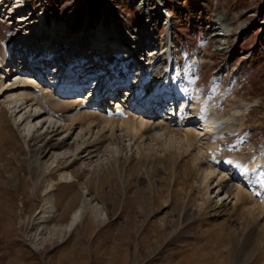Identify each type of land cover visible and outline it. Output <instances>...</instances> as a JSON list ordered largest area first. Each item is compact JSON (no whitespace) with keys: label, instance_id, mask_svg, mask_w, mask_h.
Here are the masks:
<instances>
[{"label":"rangeland","instance_id":"374dc122","mask_svg":"<svg viewBox=\"0 0 264 264\" xmlns=\"http://www.w3.org/2000/svg\"><path fill=\"white\" fill-rule=\"evenodd\" d=\"M29 1L25 10L29 18L45 13V33L53 22L64 24L66 39L73 42L74 35L82 33L84 44L97 28L112 25L123 38L147 35L154 27L161 40L166 22L156 7L164 6L175 28L177 79L192 91H201L204 98L219 84L222 95L214 106L223 115L251 104V113L229 137L227 148L250 160L264 150V0H24V4ZM13 3L0 0V62L21 35V21L8 20L1 12V7ZM218 21L230 23L231 30L216 25ZM87 23L90 27L83 31ZM196 51L203 61L199 68L192 65ZM118 136L92 142L93 171L76 161L52 172L54 180H60V173H71L75 183L57 187L58 213L50 227L70 222L87 195V183L88 196L106 210L108 220L87 210L63 239L39 248L33 237L34 217L49 177L38 166L32 170L35 158L30 153L42 148V160L59 142L50 136L45 149L39 140L28 146L10 110L0 103V264H264V213H250V202L235 204L224 195L216 198L214 193L208 200L189 154L162 146L146 148L140 140L135 142H141L139 147L129 149Z\"/></svg>","mask_w":264,"mask_h":264},{"label":"bare ground","instance_id":"6f19581e","mask_svg":"<svg viewBox=\"0 0 264 264\" xmlns=\"http://www.w3.org/2000/svg\"><path fill=\"white\" fill-rule=\"evenodd\" d=\"M13 1L12 7H1V11L5 10L8 17L13 16V20L21 21L18 24L21 35L4 61L0 62V103L10 110L28 146L39 140L45 149V146H49L50 136L59 142V146L49 150L50 153L42 160V148L30 153L35 158L32 160V170L38 166L49 177L44 184L42 207L34 217L36 232L33 237L39 248L63 239L64 234L75 227L87 210L97 219L107 220L105 209L96 203V199L88 196L91 183H87L84 185L87 195L74 213L72 222L66 227H50L49 223L58 213L57 187L75 183L71 173H60V180H54L52 172L60 169L63 163L70 166L76 161H82L81 167L85 170L93 171L92 163H89L96 152L91 147L92 142L104 136L117 137L118 133L123 146L129 149L140 140L146 148L155 150L156 146H162L165 150L169 148L179 154H189L199 170L201 186L206 190L208 200L214 193L216 198L224 195L228 200H234L235 204L250 202V213L257 211L260 216L264 213V150L250 160L237 154L236 150L227 148L229 137L243 127L252 106L244 103L236 111L223 115L214 106L222 95L219 84H215L210 95L204 98L201 91H192L181 82V78L173 76L177 53L170 12L171 18L165 31L160 34L157 48L153 45L157 36L155 33L144 36L130 34L123 38L115 25L97 30L89 42L90 48L102 55L95 63H103L111 68L98 81L99 78L95 79L97 67L81 70L79 64L72 61L58 65L53 72L49 62L44 63V60L50 55L54 57L55 53L57 56L60 52L73 53L83 42L82 33L73 34L72 42L66 39L68 27L64 24L58 26L54 22L49 33H45L47 25L43 10L39 18L33 20L23 8L24 0ZM220 24L218 21L216 25ZM222 24L227 32L231 30L230 23ZM87 25L88 30L90 24ZM28 32L32 34L27 36ZM45 39L50 45L48 50L44 48L40 53L31 49L35 44L45 43ZM85 49L81 47L80 51ZM200 57L197 51L191 54L194 64L191 63L197 68L203 65ZM41 61H44V65H39ZM60 62L59 57L57 63ZM163 63V72L157 77L156 72ZM26 64L32 65L35 70L27 68L22 72ZM81 71L83 77H77ZM165 71L166 77L171 76L170 81L163 76ZM87 85L92 91L85 98L79 91ZM118 87L122 88L114 89ZM100 163L102 167L106 166L104 161ZM102 167L99 165L98 168ZM41 235L45 236L39 238Z\"/></svg>","mask_w":264,"mask_h":264},{"label":"crops","instance_id":"0c3cea01","mask_svg":"<svg viewBox=\"0 0 264 264\" xmlns=\"http://www.w3.org/2000/svg\"><path fill=\"white\" fill-rule=\"evenodd\" d=\"M61 185H63V184H61ZM67 185H70V184H67ZM76 211H77V210H76ZM76 211H74V213H75ZM105 211H106V210H105ZM73 215H74V214H73ZM107 217H108V215H107ZM72 219H73V216H72L70 222H68V224H70V223L72 222ZM107 220H108V218H107ZM104 221H106V220H104ZM68 224H67V225H68ZM77 224H78V223H77ZM77 224H76L75 226H77ZM67 225H66V226H67ZM66 226H65V227H66ZM74 228H75V227H74ZM74 228H73V229H74ZM73 229H72V230H73Z\"/></svg>","mask_w":264,"mask_h":264}]
</instances>
